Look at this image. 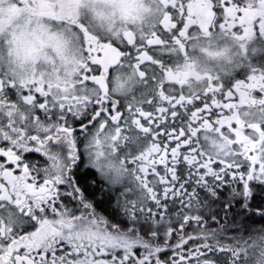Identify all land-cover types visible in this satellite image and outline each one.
I'll use <instances>...</instances> for the list:
<instances>
[{
	"label": "snow or ice",
	"instance_id": "1",
	"mask_svg": "<svg viewBox=\"0 0 264 264\" xmlns=\"http://www.w3.org/2000/svg\"><path fill=\"white\" fill-rule=\"evenodd\" d=\"M123 3L0 0V264H211L208 244L186 230L200 218L179 165L197 183L243 179L242 162L248 179L264 175V69L232 79L178 70L202 42L231 41L239 67L264 38V0H153L154 23ZM21 34L26 76L14 55ZM72 121L92 133L97 167L131 177L121 206L132 226L82 195L78 207L63 202L58 186L78 158ZM33 153L47 166L28 162ZM141 218L163 234L138 229Z\"/></svg>",
	"mask_w": 264,
	"mask_h": 264
},
{
	"label": "flooded vegetation",
	"instance_id": "2",
	"mask_svg": "<svg viewBox=\"0 0 264 264\" xmlns=\"http://www.w3.org/2000/svg\"><path fill=\"white\" fill-rule=\"evenodd\" d=\"M253 47L257 48L255 53L251 51ZM249 48L248 59L235 68L228 79L246 76L249 64L264 69V38L258 36ZM72 126L75 129L78 158L66 171L65 183L58 186L60 196L66 197L63 202L69 208L78 207L82 195L85 202L109 218L110 222L123 221L120 224L122 229L132 226L133 221L121 206L124 193L132 183L131 177L118 178L107 169L97 167L94 151L90 147L92 133L82 131L75 121H72ZM57 151L63 155L67 147L57 146ZM124 151L122 148L121 154ZM27 160L34 167L43 169L47 166L46 158L40 153H33ZM179 168L186 190L194 194L192 214L200 218L190 222L186 230L208 244L206 258L211 264H264V175L257 171L252 179H248L249 164L242 162L240 172L244 174L243 179L225 172L219 180L209 176L207 183H197L189 175L186 165L181 163ZM77 188L79 193L74 192ZM169 207L172 209V223L175 224L180 218L175 211L179 204L170 201ZM113 210L118 212L115 220L109 216ZM142 224L149 231L161 228L163 234L161 225L141 218L136 227L139 229Z\"/></svg>",
	"mask_w": 264,
	"mask_h": 264
},
{
	"label": "clouds",
	"instance_id": "3",
	"mask_svg": "<svg viewBox=\"0 0 264 264\" xmlns=\"http://www.w3.org/2000/svg\"><path fill=\"white\" fill-rule=\"evenodd\" d=\"M100 7L105 12H112L111 5ZM119 7L130 12L138 17H143L146 23H154L157 18L155 5L153 0H124V3ZM119 18V10L117 9V19ZM30 48L31 41L26 34H21L18 37V44L14 50V55L17 59V73L19 75H28L31 71L30 63ZM237 49L231 41L218 42L211 46L202 42L201 46L195 51L189 53L187 62L181 60L178 70L185 71V63L190 65L188 71L200 74H211L213 76L219 75L224 77L232 74L236 68L238 57L236 55ZM3 70H7L6 68ZM195 83V81H192ZM118 163V160L116 161Z\"/></svg>",
	"mask_w": 264,
	"mask_h": 264
}]
</instances>
